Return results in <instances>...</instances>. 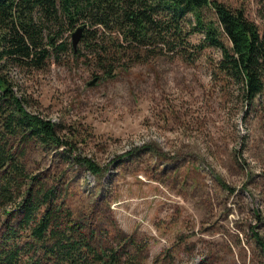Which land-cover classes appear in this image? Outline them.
Returning <instances> with one entry per match:
<instances>
[{"label": "rangeland", "instance_id": "rangeland-1", "mask_svg": "<svg viewBox=\"0 0 264 264\" xmlns=\"http://www.w3.org/2000/svg\"><path fill=\"white\" fill-rule=\"evenodd\" d=\"M218 1L261 26V0ZM191 43L122 51L104 65L78 43L82 56L53 54L42 71L5 64L21 110L67 142H31L24 158L57 186L94 246L122 261L137 245L134 264H264V102L246 99L240 81L214 80L218 50ZM15 208L0 211V231Z\"/></svg>", "mask_w": 264, "mask_h": 264}, {"label": "trees", "instance_id": "trees-1", "mask_svg": "<svg viewBox=\"0 0 264 264\" xmlns=\"http://www.w3.org/2000/svg\"><path fill=\"white\" fill-rule=\"evenodd\" d=\"M204 7L214 11L216 24L205 19ZM257 17L261 26L241 7L218 0H0V211L16 207L5 212L0 264H134L141 251L132 245L134 253L122 261L117 249L106 253L95 247L91 230L77 212L74 217L69 208H62L67 200L57 186L29 173L24 158L29 143L41 142L49 149V142H67L52 126L21 110L2 72L5 64L42 71L53 54L69 49L73 56H82L80 46L74 49L71 44L78 25H84L78 43L98 65L122 51L139 55L141 48L148 53L187 49L188 36L199 33L198 43L192 42L194 51L219 52L211 65L213 79L240 81L246 99L261 96L264 102V0ZM76 160L88 163L92 171L96 168L87 159ZM130 240L125 236L122 247ZM260 247L264 255V243Z\"/></svg>", "mask_w": 264, "mask_h": 264}, {"label": "water", "instance_id": "water-1", "mask_svg": "<svg viewBox=\"0 0 264 264\" xmlns=\"http://www.w3.org/2000/svg\"><path fill=\"white\" fill-rule=\"evenodd\" d=\"M83 26L84 25H78L72 32H71V44L73 48H76V45L78 44L82 34H83Z\"/></svg>", "mask_w": 264, "mask_h": 264}]
</instances>
